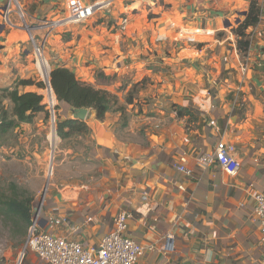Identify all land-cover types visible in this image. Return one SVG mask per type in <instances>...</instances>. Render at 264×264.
Wrapping results in <instances>:
<instances>
[{
  "label": "crops",
  "instance_id": "0c3cea01",
  "mask_svg": "<svg viewBox=\"0 0 264 264\" xmlns=\"http://www.w3.org/2000/svg\"><path fill=\"white\" fill-rule=\"evenodd\" d=\"M257 1L259 21L247 30L249 49L240 55L229 33L249 0H115L80 24L63 23L67 0H15L8 24L7 0H0V91L40 95L35 85H18L40 83L26 53L32 37L43 44L50 70L65 68L115 97L101 120L87 109V155L58 150L43 231L96 247L127 211V236L151 248L137 264H264L252 198L264 191V0ZM123 17L129 25L119 33ZM180 28L205 32L189 44L178 39ZM56 104L65 119L72 108ZM46 117L45 109L0 137L2 175L14 161L27 174L48 169ZM219 141L235 146V176L197 163ZM181 160L190 177L175 169ZM44 184L30 187L33 200ZM168 233L172 253L164 249ZM24 264L43 263L28 253Z\"/></svg>",
  "mask_w": 264,
  "mask_h": 264
},
{
  "label": "built area",
  "instance_id": "2783aa9c",
  "mask_svg": "<svg viewBox=\"0 0 264 264\" xmlns=\"http://www.w3.org/2000/svg\"><path fill=\"white\" fill-rule=\"evenodd\" d=\"M113 1L115 0H106L89 5L85 4L82 0H67V17L64 19L63 23L80 24L87 22L97 12L109 9ZM10 2L7 4V10L3 15L6 22H8L7 14L9 12L8 8L11 5ZM20 15L22 17V14ZM8 24L10 23L8 22ZM128 25L129 19L127 17L120 18L114 30L119 33L125 32ZM204 32L205 31L200 29L189 30L180 28L177 37L180 41L182 40L189 44H197L199 43V37H202ZM185 33H187V35H184ZM229 35L231 41L236 42V37L232 32L229 33ZM46 38L47 36L44 38V42ZM30 42L33 46L35 64L39 68V71H43L45 75V80L43 81L44 86L41 89L42 104L47 111L51 133L55 134V125L57 121L55 112L56 98L48 79L49 66L44 56V47L43 44H37L32 37H30ZM186 59L185 56L181 58V60L184 61ZM183 163L184 160H181L180 163L175 165V169L179 173L190 177L192 175V170L186 168ZM197 163L203 167L210 163H215L229 176H235L241 168V162L237 158L235 146L223 141H219L211 153H206L198 158ZM51 167L48 176L50 172L52 174ZM46 192L47 187L44 192L42 191V202H39L32 210L30 225L21 253V260L29 253L43 264H137L144 256L145 252L151 250V248L143 247L127 236V222L131 218L130 213L127 211H120L114 217L112 229L103 236L96 247H83L78 242L67 240L64 237L54 236L51 233L43 231L41 228V215L44 211V197ZM252 198L255 202L253 220L258 224L261 260L264 263V191L253 193ZM50 211L55 213L58 209L56 207H51ZM63 220L65 222V219ZM163 241L164 249L172 253L174 251L173 235L171 233L166 234Z\"/></svg>",
  "mask_w": 264,
  "mask_h": 264
},
{
  "label": "trees",
  "instance_id": "16d2710c",
  "mask_svg": "<svg viewBox=\"0 0 264 264\" xmlns=\"http://www.w3.org/2000/svg\"><path fill=\"white\" fill-rule=\"evenodd\" d=\"M259 4L257 0H251L245 12L242 22L231 30L236 37V49L240 55H245L249 49L247 30L254 27L259 21ZM26 53L31 55L28 47ZM1 49V47H0ZM24 55V53H23ZM50 87L58 102H63L72 109H91L95 112V118L101 120L111 110L115 97L104 90L95 89L89 84L80 82L69 70L56 67L48 74ZM20 86L35 85L42 88V83H35L32 80L19 81ZM11 103L9 111L5 101ZM45 112L42 104V96L36 93H19L16 88L2 89L0 91V137L21 123H31L37 114ZM55 131L61 140H67L73 136L87 134V127L84 122L72 119H60L56 122ZM10 197H1L0 216L11 219L17 227L24 231L30 225L32 199L21 200L18 196V188L10 184Z\"/></svg>",
  "mask_w": 264,
  "mask_h": 264
},
{
  "label": "rangeland",
  "instance_id": "374dc122",
  "mask_svg": "<svg viewBox=\"0 0 264 264\" xmlns=\"http://www.w3.org/2000/svg\"><path fill=\"white\" fill-rule=\"evenodd\" d=\"M9 2L10 0H7V4ZM10 3L11 5H13V7L18 9L15 0H11ZM249 3L247 4L246 10L248 9ZM238 17L239 16H237V18ZM243 19L242 18L239 19L238 23L242 22ZM235 27L236 26H234V28ZM26 47H28L29 50L31 51V58H32L31 62L35 64L36 62H35L33 48L31 47V45H27ZM34 72L39 82L42 83V85L44 86L43 81L45 80V75L43 71H41L40 73H37V71H34ZM49 72H50V69H49ZM60 109L61 107L56 104V108H55L56 120H57L56 122H58V120L61 119L58 114L59 113L58 111ZM69 113L70 112H68V114ZM68 114L66 115L65 119H68ZM45 120H46V124H45L46 135L45 136L47 138L46 149H47V164H48L47 168L48 169L44 172V174L39 171V167H33L31 169V172L27 174V172L25 171L20 161H14L12 164L8 165L7 168L4 169L3 175L0 173V199L1 197L6 198V197L11 196L10 194L11 192L8 187L10 186V184H13L18 188L17 192L21 200L26 201V200L32 199V203L30 205L31 213H32L33 208H35L37 204H39V202H42L41 201L42 193L40 194L41 196L33 200L32 192H30V187L32 188L37 187V185L40 182H44V179H45L44 186L48 182L47 188L50 186V183L52 184L54 182L55 174H56L55 168L57 165V157H60L58 150L60 149L72 150L73 155H74V156L72 155V157L81 159V157H84L85 155H87V152L90 149V143H89V139L87 135L73 136L63 141L57 136L56 133L55 134L51 133L50 124L48 121V115L45 118ZM50 167L52 168L51 170L52 174L50 172L48 176ZM93 173H94V170H93ZM43 189L44 187L42 188V191ZM27 230L28 228L26 229V231H24L22 227L15 228V226L11 222V219L0 216V264H24L25 263L27 254L22 260L20 258H21V253H22V250L25 244Z\"/></svg>",
  "mask_w": 264,
  "mask_h": 264
},
{
  "label": "water",
  "instance_id": "95a60500",
  "mask_svg": "<svg viewBox=\"0 0 264 264\" xmlns=\"http://www.w3.org/2000/svg\"><path fill=\"white\" fill-rule=\"evenodd\" d=\"M7 10V5L3 7V11H6ZM242 15L244 16L245 13H242ZM238 19H237V22L238 23ZM87 112L88 110L85 109V108H80V109H73L72 111H70V113L68 114V119H72V120H76V121H80V122H84L86 116H87ZM47 187V183L46 185L44 186V190L46 189ZM43 190V192H44ZM42 198V197H41Z\"/></svg>",
  "mask_w": 264,
  "mask_h": 264
}]
</instances>
